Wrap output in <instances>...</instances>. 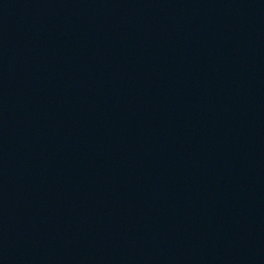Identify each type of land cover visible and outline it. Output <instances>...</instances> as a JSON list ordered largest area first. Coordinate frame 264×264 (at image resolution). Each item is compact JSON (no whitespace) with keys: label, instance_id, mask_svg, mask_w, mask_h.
Listing matches in <instances>:
<instances>
[{"label":"water","instance_id":"water-1","mask_svg":"<svg viewBox=\"0 0 264 264\" xmlns=\"http://www.w3.org/2000/svg\"><path fill=\"white\" fill-rule=\"evenodd\" d=\"M0 264H264V29L0 0Z\"/></svg>","mask_w":264,"mask_h":264}]
</instances>
